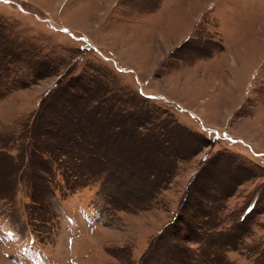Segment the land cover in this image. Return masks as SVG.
Returning <instances> with one entry per match:
<instances>
[{
    "label": "rangeland",
    "instance_id": "obj_1",
    "mask_svg": "<svg viewBox=\"0 0 264 264\" xmlns=\"http://www.w3.org/2000/svg\"><path fill=\"white\" fill-rule=\"evenodd\" d=\"M0 264H264V0H0Z\"/></svg>",
    "mask_w": 264,
    "mask_h": 264
}]
</instances>
